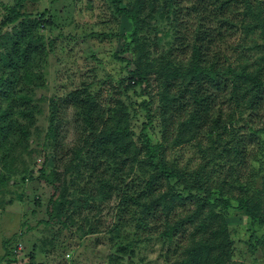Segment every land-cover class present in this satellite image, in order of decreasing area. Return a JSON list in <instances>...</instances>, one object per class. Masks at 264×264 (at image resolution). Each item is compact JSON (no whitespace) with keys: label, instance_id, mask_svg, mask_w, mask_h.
Returning <instances> with one entry per match:
<instances>
[{"label":"trees","instance_id":"obj_1","mask_svg":"<svg viewBox=\"0 0 264 264\" xmlns=\"http://www.w3.org/2000/svg\"><path fill=\"white\" fill-rule=\"evenodd\" d=\"M21 1L4 6L2 26L14 25V30L0 56L2 99L17 100L16 86H32L30 74L23 83L19 74L44 64L55 46L38 32L46 13L30 21L32 13L24 12ZM106 1L117 19L124 17L132 26L122 37L123 52L131 47L139 61L119 58L126 63L129 81L139 86L141 100L136 107L129 105L132 117L127 108L119 117L105 115L87 89L50 102L46 142L55 155L63 149L61 123L70 107L78 110L79 135L72 154L65 152L51 173L40 175L50 188L46 224L64 221L63 227H73L76 217L101 211L116 196L113 218L127 229L125 243H116L119 254L134 257L141 236L148 234L158 236L166 264H231L235 240L228 221L237 217L252 225L245 241L249 249L264 254V54L255 57L258 67L253 55L264 50L253 37L258 34L264 42V0ZM152 21H166L167 30L152 28ZM151 29L154 37L142 35ZM239 35L243 43L230 50L240 60L233 67L220 44L228 46ZM163 38L165 49L160 48ZM152 87L157 88L155 96ZM22 92L25 105L30 100ZM226 105L248 115L241 129L224 124ZM11 106L0 109V134L14 127ZM36 112L26 108L20 116L34 119ZM158 115L163 117L160 137L151 133ZM127 118L141 123L137 135L126 125ZM173 126L180 130L168 143L176 135ZM27 130H22L25 138ZM182 144L194 147L201 159L193 170L167 155L169 147ZM81 176H87L84 187L76 183Z\"/></svg>","mask_w":264,"mask_h":264},{"label":"rangeland","instance_id":"obj_2","mask_svg":"<svg viewBox=\"0 0 264 264\" xmlns=\"http://www.w3.org/2000/svg\"><path fill=\"white\" fill-rule=\"evenodd\" d=\"M21 2L24 12L32 13L30 21L39 20V15L46 13L45 23L41 24L38 32L45 36L46 42L55 41V46L49 48L51 50L48 51L44 64L19 74L21 83L30 74L32 86H16L17 100L8 97L2 99L0 96V109H7L10 105L14 108L10 119L13 129L8 128L5 135L0 134V264H166L163 258L165 248L157 235H142L143 242L136 247L134 257L117 253L116 243H125L123 235L127 229L117 225L113 218L112 208L118 202L116 196L106 202L101 211L86 212L83 217H76L73 227L70 224L68 228L63 227L64 221L46 224L50 188L42 182L40 175L51 173L65 152L69 156L72 154L71 149L77 145L79 135L78 110L70 107L62 117L63 143L60 147L63 149L58 156L55 155V151L46 142L50 102L55 98L60 101L70 92L87 89L97 96V102L100 103L101 110H105V115L119 117L124 108L130 111L132 107L129 105L134 104L136 107L141 100L139 86L129 81V70L119 57L135 62L139 61V56L131 47L123 52L125 41L122 37L129 35L132 26L124 17L117 19L106 0ZM15 4L16 0H0V56L4 53L3 46L9 44V34L14 30V25L2 26L5 19L4 6ZM165 22L152 21V28L165 32ZM142 35L155 36L152 29L150 33ZM253 37L255 45H264L258 34ZM161 41L160 48H167L166 39ZM229 41L231 43L228 46L220 44L221 54L232 57L231 64L235 67L240 60L230 50H233L232 44L236 46L241 41V36ZM244 46L248 45L244 43ZM263 52L256 56L254 53V60L255 57H261ZM149 53L151 59H154L151 48ZM256 63L260 62L256 60L254 64L258 67L259 64ZM249 66L255 68L252 64ZM135 67L133 63L131 69ZM250 71L255 72L256 69ZM17 81L20 84L19 79ZM22 89L30 100L25 105L19 98L23 95ZM151 91L155 96L157 88L152 87ZM26 108L31 112L37 110L34 119L20 116V112ZM222 109L225 114L224 124L229 128L233 126L237 130L241 129L248 115L240 116V110L229 105ZM133 114L130 111L131 117ZM232 119L233 124H230ZM162 120L163 117L158 115L153 121L154 131L151 133L157 137H160ZM262 121L264 126V119ZM235 122L238 124H234ZM126 125L136 135L141 130L139 121L127 118ZM24 129L29 131L28 138L21 135ZM179 130L178 126L172 127L171 131H175L176 135L174 134V139L169 138L168 143L175 140ZM193 148L182 144L169 147L172 150L166 152L169 157L177 159L180 165L193 170L201 161ZM176 149L180 150L179 155ZM78 178L77 185L84 187L87 176ZM87 220L91 222L88 224ZM228 222L235 240L231 264H264L263 252H252L245 242L252 233L250 220L237 217Z\"/></svg>","mask_w":264,"mask_h":264}]
</instances>
